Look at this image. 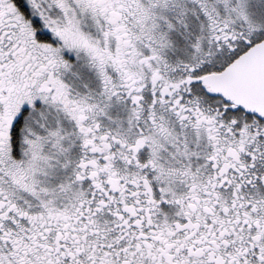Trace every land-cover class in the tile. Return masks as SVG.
<instances>
[{
	"label": "snow or ice",
	"instance_id": "1",
	"mask_svg": "<svg viewBox=\"0 0 264 264\" xmlns=\"http://www.w3.org/2000/svg\"><path fill=\"white\" fill-rule=\"evenodd\" d=\"M0 264H264V0H0Z\"/></svg>",
	"mask_w": 264,
	"mask_h": 264
}]
</instances>
